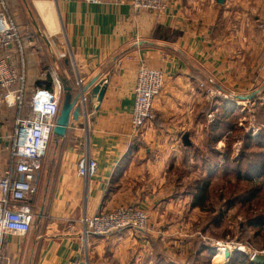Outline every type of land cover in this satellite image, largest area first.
<instances>
[{
	"label": "crops",
	"instance_id": "obj_1",
	"mask_svg": "<svg viewBox=\"0 0 264 264\" xmlns=\"http://www.w3.org/2000/svg\"><path fill=\"white\" fill-rule=\"evenodd\" d=\"M166 1V10L156 14L135 10L131 0H8L20 10L13 15L26 41L29 93L39 81L53 87L52 74L72 87L73 96L81 90L79 79L84 87L97 77L107 89L101 102L86 90L90 103L71 121L64 151L43 160L34 182L38 218L25 234L7 235L0 264H186L190 243L174 251L180 256L170 255V240L160 234L177 218L165 221L176 198L166 184L168 168L192 149L215 90L238 97L252 92L233 88L261 85L264 40L256 24L264 0ZM142 65L163 70L165 83L154 100L155 119L136 134L133 89ZM16 117L15 109L0 108L1 167L11 160ZM185 133L191 145L183 143ZM85 152L97 162L89 178L77 171ZM135 201L150 214L152 231L84 237L85 215Z\"/></svg>",
	"mask_w": 264,
	"mask_h": 264
},
{
	"label": "rangeland",
	"instance_id": "obj_2",
	"mask_svg": "<svg viewBox=\"0 0 264 264\" xmlns=\"http://www.w3.org/2000/svg\"><path fill=\"white\" fill-rule=\"evenodd\" d=\"M4 1L12 14L14 10L16 12L19 10L18 6L10 5L8 0ZM19 11L18 13H20ZM258 22L256 27L261 36ZM28 29L24 30V32L29 31ZM233 90L242 91L243 93H256L252 99L242 100L235 96L237 92L225 94L221 91L213 90L217 96L214 95L212 103H208L205 108L207 116L201 122L202 126L199 128V134L194 136L195 141L192 149L190 151L183 150L179 157V162L173 163L168 168L166 184L172 189L175 188L174 197L176 198L171 203L175 212H169L171 215H166L165 221L172 222L173 218H177L171 224L173 225L172 230L170 228L168 231L160 230V234L162 238L170 240L169 248L173 251L170 255L180 256L179 254H174V251L178 250L179 247L181 248V245L190 243L191 251L187 257L185 256L186 264H217L215 257L221 249L231 251V256H238L239 261L252 260L255 254L264 255L263 224L258 225L259 222L256 221L253 222L255 225H250L249 222L250 218H254L260 211L264 210V201L258 204L255 201H247L243 205L236 204L230 209H228L226 203L229 197L235 196L238 189L240 192H244L245 188L249 190L252 186L254 187V185H250L245 181V185L240 183L233 190V185L236 182V175L233 170L239 162L242 163L241 171L243 174L250 170L247 169L246 158L245 161L241 160L243 155L247 154L246 152L249 150V148L246 149L249 142L247 135L250 134L256 137L260 133L264 138V77H262L261 85L258 87L233 88ZM220 117L222 122L216 130L214 124ZM233 126L235 127L231 129ZM217 137L220 138L217 139ZM252 140L253 143L256 142L255 139ZM65 143V139L59 138L56 140V137L53 136L44 161L46 159L59 158L64 151ZM251 146L250 149L252 148ZM256 148L258 150L261 148L264 151V146L253 147V149ZM253 174H255L253 176L258 175L255 171ZM259 178L260 176L258 175L253 180ZM205 181L210 182L208 204L205 205L204 210L199 207L192 209L196 185ZM221 195H223L222 198ZM245 195H247L246 192L244 193ZM36 197L32 201L35 212L36 210L38 212V205L41 199L38 200ZM258 197L260 199L264 198V190ZM119 206L141 208L138 201L134 203L127 202ZM141 209L147 213V232H150L152 231L150 227L152 218L145 209ZM101 211L105 210L98 212ZM37 218L38 216L36 220ZM236 251L241 254H235L234 252ZM231 256L227 258L225 264H231Z\"/></svg>",
	"mask_w": 264,
	"mask_h": 264
},
{
	"label": "built area",
	"instance_id": "obj_3",
	"mask_svg": "<svg viewBox=\"0 0 264 264\" xmlns=\"http://www.w3.org/2000/svg\"><path fill=\"white\" fill-rule=\"evenodd\" d=\"M87 4L120 3L123 0H81ZM135 10L161 13L167 8L166 0H131ZM264 39V18L258 22ZM16 49L19 65L14 62L12 50ZM26 41L14 15L4 0H0V108L17 111L11 133V160L6 167L0 166V263L5 241L9 233L25 234L36 222L38 214L32 206L36 193L35 178L43 167L49 150L53 129L60 114L64 94L57 75L52 74L51 89L38 86L28 92L27 70L24 59ZM82 79L77 84L82 89ZM165 83V72L145 65L137 72L133 89L134 103L131 124L138 134L155 117L154 100L161 94ZM87 96L82 94V103ZM77 171L85 178L97 171V162L89 152L80 158ZM84 237L89 235L108 236L126 229L146 232L148 216L141 208L118 206L85 215L82 218Z\"/></svg>",
	"mask_w": 264,
	"mask_h": 264
},
{
	"label": "trees",
	"instance_id": "obj_4",
	"mask_svg": "<svg viewBox=\"0 0 264 264\" xmlns=\"http://www.w3.org/2000/svg\"><path fill=\"white\" fill-rule=\"evenodd\" d=\"M40 83H41V81H39L38 84L40 85V87H42ZM44 88L51 89V85L50 86L46 85V87L44 86ZM221 122H222V118L220 117L219 120H217V122L214 124L215 125L214 128L216 130L218 129ZM234 127L235 126H233L231 129H233ZM219 138L220 137H217V139H219ZM252 139H255L256 142L253 143ZM247 140L249 142L247 144L246 149L249 148V150H247V152H246L247 154H244L243 158L241 160L245 161V158H246L247 169L248 170L250 169V170L246 174H243L241 171L242 163L239 162L238 164H236L237 166L233 170V172L236 175V182H235V185H233V190L235 189L234 187L236 185H239L240 183H243L245 185V183H244L245 181H247V183H249L250 185H254V187L252 186V188L249 190H247V188H245L244 192H242V191L240 192L238 189L235 196H233V197L231 196L228 198V200L226 202L228 209L234 207L236 204L243 205L247 201H250V202L255 201L256 204L264 201V198L260 199L258 197L261 195L262 191L264 190V151H262L261 148H260V150H258V148L253 149V147L264 146V138L262 137V134H260V133L256 137H253L252 135L248 134ZM250 146L252 147L251 149H250ZM254 171L256 172V174H258L260 176L259 179L253 180L254 177L258 176V175L253 176V175H255V174H253ZM209 183H210L209 181H205L204 183H199L196 185L197 187H196V193L194 194V197H193V206L199 207V208H201V210L205 209V205L208 204L207 202L210 199V186H209L210 184ZM259 184H261V186H259ZM245 192L247 195L244 196ZM222 197H223V195H221V198ZM252 209H254V208H252ZM252 211H254V210H252ZM256 221L259 222L258 225L263 224V227H264V210L260 211L259 214L256 215L254 218H250V220H249L250 225H255V223H253V222H256ZM234 253L235 254L238 253V255L241 254L238 251H236ZM230 260H231V264H258L253 260L239 261L238 256H234V257L231 256Z\"/></svg>",
	"mask_w": 264,
	"mask_h": 264
},
{
	"label": "water",
	"instance_id": "obj_5",
	"mask_svg": "<svg viewBox=\"0 0 264 264\" xmlns=\"http://www.w3.org/2000/svg\"><path fill=\"white\" fill-rule=\"evenodd\" d=\"M218 2H224V0H218ZM98 78H93L86 86L82 87V89L73 96L72 87L66 86L64 87V95L61 102L60 114L56 121V126L53 129V136L56 137V140L59 138H64L67 134V130L72 120L78 121L84 111L83 103H82V94L89 89V93L91 95H97L98 101L101 102L104 94L107 89V85H103V81L97 82ZM256 92H252L251 94L238 95V98L244 99H252ZM88 100L85 104H89ZM86 106V105H85ZM182 141L185 145H191V141L189 139V134L185 133L182 137ZM225 256L229 258L231 256V251H226ZM256 263H264V255L255 254L252 258ZM86 264V263H81Z\"/></svg>",
	"mask_w": 264,
	"mask_h": 264
},
{
	"label": "bare ground",
	"instance_id": "obj_6",
	"mask_svg": "<svg viewBox=\"0 0 264 264\" xmlns=\"http://www.w3.org/2000/svg\"><path fill=\"white\" fill-rule=\"evenodd\" d=\"M226 251L229 250L221 249L219 254L215 257L217 264H225L227 262V257L225 256Z\"/></svg>",
	"mask_w": 264,
	"mask_h": 264
}]
</instances>
